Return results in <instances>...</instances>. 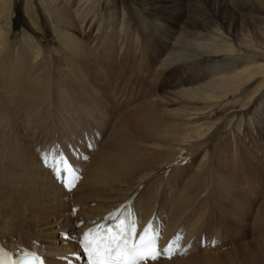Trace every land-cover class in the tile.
<instances>
[{
    "label": "bare ground",
    "instance_id": "1",
    "mask_svg": "<svg viewBox=\"0 0 264 264\" xmlns=\"http://www.w3.org/2000/svg\"><path fill=\"white\" fill-rule=\"evenodd\" d=\"M21 12L31 31L16 40ZM44 21L52 39L35 38ZM131 70L148 76L154 95L118 117L67 194L39 153L54 140L103 134L112 99L121 107L135 96L115 84ZM104 78L112 99L98 94ZM11 109L23 116L13 120ZM263 162L264 0H0V243L61 264L54 256L78 251L62 233L78 240L89 220L134 201L146 221L166 224L165 239L192 243L150 264H240L236 251L194 254L201 240L218 244L217 211L247 218Z\"/></svg>",
    "mask_w": 264,
    "mask_h": 264
},
{
    "label": "rangeland",
    "instance_id": "2",
    "mask_svg": "<svg viewBox=\"0 0 264 264\" xmlns=\"http://www.w3.org/2000/svg\"><path fill=\"white\" fill-rule=\"evenodd\" d=\"M109 11L111 12V10ZM131 19L133 18L131 17ZM26 26H28L27 20L24 14L21 12L19 13V16H17L15 29H14L15 37L13 39H16V40L20 39L21 37L24 36V34H27V32H23L24 30L31 31L29 26L28 27ZM33 32L35 34V38L42 39L43 34L45 36L48 34L50 39H52L51 38L52 36L49 35V33H51L50 26L45 21L40 25V28H37ZM128 71L124 75L121 74L122 77H118L119 75L115 77L116 79L115 84L116 82L119 81V78H120L121 82L124 81L130 85V90H129L130 95L132 94L135 95L132 101L126 104L125 106L118 107L115 103V99H112L114 96L112 97L110 93L115 89L114 88L115 84L113 85L112 81H109L106 78H104L103 79L104 83L103 84L99 83L98 85V87L100 86V93L98 94H100L101 97H110V99L113 100L111 101L109 105L111 115L107 117L108 118L107 124L103 128V132H102L103 136L101 140L98 141V145L100 146H101L102 141L112 133L114 126H115V122H117L118 117H121V114H123V112L125 113L126 111H129L130 109L132 110V108L134 107L133 105H135L137 101L142 100V97L145 94L147 96L154 95L155 85L151 82V80L149 81L148 76L143 77V80L137 79V76H138L137 74L133 73L132 70L131 72H128ZM85 91H87V89ZM91 93L95 95V92H91ZM2 96H4L3 100L5 101V104L12 107L10 105L11 99H8L5 96V93H3ZM23 99L24 100L22 102L25 105V107L23 106V108L25 109L27 108L26 102L29 103L27 101L29 99L28 95L24 94ZM29 100L31 101V99ZM23 108L22 110H24ZM10 113H11L10 114L11 117L13 115V120L15 119L16 121L19 120L23 116L22 114H17V112H13L12 109ZM261 170L263 172V175H260L259 173H257L258 175L256 177L257 180H256L255 185L249 182L250 184H249L248 189H249L250 195H249V200L247 204L249 206H248V209H246L247 218L241 219L238 216L231 217L229 214L230 207L229 209H226V208L223 209V211L220 209L221 210L220 213L217 211L216 213L217 218L214 220L213 219L211 220V222L213 223H212V228L210 229L211 230L215 229L216 231H218L217 232L218 233L217 236L219 238L218 244L216 243L217 245L215 247L211 246L210 248L211 250L208 249V246L206 247L203 246L201 250L195 252L194 254L195 256H199L202 253H204L205 258L212 257V260L213 259L216 260V258L220 255L230 256V255H233L231 253L236 251L239 254L238 259L240 260V264H257L256 263L257 261L256 262L252 261L250 263L247 262L251 259V258L248 259L251 254H253L255 257H258L259 259L261 258L264 264V253L262 252L263 246H264V218L262 219L261 216L259 215V210L262 207H264L263 205L264 204V164ZM228 204H229V201L228 203H226L225 206H228ZM207 216L208 214L206 215V218Z\"/></svg>",
    "mask_w": 264,
    "mask_h": 264
},
{
    "label": "snow or ice",
    "instance_id": "3",
    "mask_svg": "<svg viewBox=\"0 0 264 264\" xmlns=\"http://www.w3.org/2000/svg\"><path fill=\"white\" fill-rule=\"evenodd\" d=\"M45 161H47V157H45ZM59 164L64 165L65 172H72L63 157L59 159ZM47 166L51 167V165ZM56 176H59V169L56 171ZM78 179L73 175L63 184V187L71 192ZM160 238V235L154 232L151 224L137 234L135 221H132L112 235L101 236L97 229H89L84 233L79 243L90 258V264H145L147 261L171 258L168 254L178 243V238L170 241L165 247L158 248ZM6 256L3 249H0V264H7ZM33 261L35 264H41L40 257L36 253L25 251L13 264H33Z\"/></svg>",
    "mask_w": 264,
    "mask_h": 264
}]
</instances>
